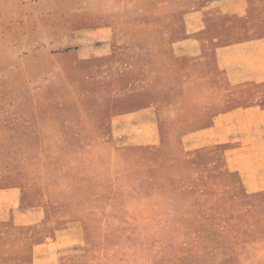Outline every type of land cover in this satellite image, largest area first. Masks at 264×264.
Listing matches in <instances>:
<instances>
[{
    "label": "rangeland",
    "instance_id": "obj_1",
    "mask_svg": "<svg viewBox=\"0 0 264 264\" xmlns=\"http://www.w3.org/2000/svg\"><path fill=\"white\" fill-rule=\"evenodd\" d=\"M263 69L264 0H0V264H264ZM147 108L130 173L110 120Z\"/></svg>",
    "mask_w": 264,
    "mask_h": 264
},
{
    "label": "crops",
    "instance_id": "obj_2",
    "mask_svg": "<svg viewBox=\"0 0 264 264\" xmlns=\"http://www.w3.org/2000/svg\"><path fill=\"white\" fill-rule=\"evenodd\" d=\"M247 72H249L248 77L264 76L262 73L264 69L247 70ZM253 72L256 73L253 74ZM221 117L222 116L213 118V126L207 131L198 132L196 135L186 140L191 139L198 141L201 138L203 139L205 135L211 134L216 127L215 125L219 124ZM110 125L111 139L119 141L118 146L137 147L125 150V162L127 169H129L127 172L147 173L160 171L162 168V159L164 158V150L160 147L161 139L159 138L157 130L155 108H147L135 112L132 111L128 114L112 117ZM247 133L245 135L247 143L244 146V150L247 154L251 152V161L246 157L244 179L247 183L246 188L251 192H256L264 190V180H262L264 174V165H262L264 163L262 155L264 154V146L263 141L260 140L258 135V133L262 134V130L260 127H254L253 129L247 130ZM258 143H261L260 147L257 145ZM157 161L159 163H157ZM258 231L257 240L252 244L264 245V214L260 217Z\"/></svg>",
    "mask_w": 264,
    "mask_h": 264
}]
</instances>
